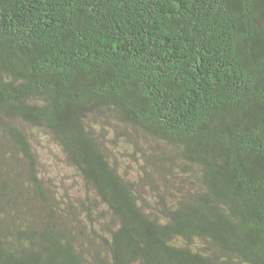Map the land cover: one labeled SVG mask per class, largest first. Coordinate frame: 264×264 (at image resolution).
I'll list each match as a JSON object with an SVG mask.
<instances>
[{
  "label": "trees",
  "instance_id": "1",
  "mask_svg": "<svg viewBox=\"0 0 264 264\" xmlns=\"http://www.w3.org/2000/svg\"><path fill=\"white\" fill-rule=\"evenodd\" d=\"M0 264H264V0H0Z\"/></svg>",
  "mask_w": 264,
  "mask_h": 264
},
{
  "label": "rangeland",
  "instance_id": "2",
  "mask_svg": "<svg viewBox=\"0 0 264 264\" xmlns=\"http://www.w3.org/2000/svg\"><path fill=\"white\" fill-rule=\"evenodd\" d=\"M111 133L114 134V128H111ZM50 148L53 152V157L55 158V159L53 158V160L54 161L56 160L55 162H57V164H58L57 167L59 168V170L61 169V171L65 172V174H71L70 171L65 170V166L63 165V163H61L62 162V154L55 147L50 146Z\"/></svg>",
  "mask_w": 264,
  "mask_h": 264
}]
</instances>
